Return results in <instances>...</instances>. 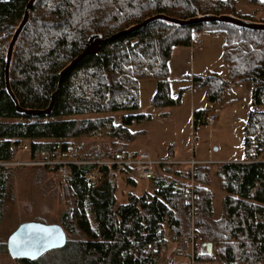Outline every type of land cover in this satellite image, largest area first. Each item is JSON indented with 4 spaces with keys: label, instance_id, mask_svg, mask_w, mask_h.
I'll list each match as a JSON object with an SVG mask.
<instances>
[{
    "label": "trees",
    "instance_id": "trees-1",
    "mask_svg": "<svg viewBox=\"0 0 264 264\" xmlns=\"http://www.w3.org/2000/svg\"><path fill=\"white\" fill-rule=\"evenodd\" d=\"M29 1L0 0V162L18 158L17 147L24 144L30 150L28 159H35L43 150L66 153L73 146H87L79 141L90 140L106 128L109 138L117 142L102 145L105 151L112 156L128 151L137 136L129 128L150 121V116L124 117L122 125H115L111 118L77 117L138 111L139 83L144 79L157 81L154 105L158 110L176 106L179 100L171 96L169 61L175 48L190 47L203 32L225 36L223 59L230 83L253 84L244 161L252 152L264 149V112L258 111L264 106V31L230 24L181 27L157 20L116 36L157 15L177 19L231 15L264 23L263 16L257 20L256 13L243 15L235 0H37L15 46L10 70L11 90L24 109L46 110L57 92L51 114L32 117L18 113L5 84L7 49ZM94 34L105 39L99 54L84 58L59 85L61 72ZM230 83L216 74L193 80L195 87L206 89L211 104L220 102ZM209 114L206 110L194 112L195 129L207 124ZM244 161L214 166L225 194L220 220L213 217L212 197L205 193L204 180L213 166L200 170L204 184L200 232L205 243L212 245L211 252L205 249L199 256L204 263L264 264V163ZM41 169L58 174L55 167ZM94 170L92 166H73L64 179L74 198L72 208L62 217L64 231L80 233L87 240L67 238L63 249L36 262L16 260L17 264H158L170 235L187 251L185 184L179 172L149 181L152 192L130 196L126 204L117 205L118 178L135 185L134 173L118 174L103 166L100 178L92 182L88 175ZM8 171L12 169L0 167V202L7 192ZM51 257L53 263L48 261Z\"/></svg>",
    "mask_w": 264,
    "mask_h": 264
},
{
    "label": "rangeland",
    "instance_id": "rangeland-1",
    "mask_svg": "<svg viewBox=\"0 0 264 264\" xmlns=\"http://www.w3.org/2000/svg\"><path fill=\"white\" fill-rule=\"evenodd\" d=\"M235 3L237 10L243 15L256 13L257 20L260 16L264 17V0H235ZM201 38L204 45L197 50L200 52L198 56H201V61L207 64L205 69L211 67L220 79L230 83V72L223 59L225 36L203 32ZM196 64L202 66V64H198V60ZM247 83L252 85V82L247 81ZM248 84L235 85L230 83L229 89L220 102L211 104L208 101L206 89L198 88L195 92L187 90L181 92L185 84L173 82L171 84V96L178 99L179 103L174 107L158 110L154 105V97L158 89L157 81L144 79L139 83L140 108L138 111L90 115L77 117V119L111 118L115 125H122L124 117L150 116V121L129 128L137 136L128 145L127 150L130 152H147L153 159L166 157L167 148L173 143L176 146L175 157L177 158L188 156L190 159L195 155L194 157L198 160H245L247 158L245 126L253 111L252 96L248 89L251 85ZM204 110L213 112L217 121L213 125L202 124L195 129L194 112ZM258 111L264 112V106L258 108ZM84 142L88 144L95 142L107 146L116 143L117 140L112 137L109 138V128H106L90 140L84 138L79 141V143ZM19 158L20 162H29L27 153H20ZM9 168L12 171L6 172L7 192L3 201L0 202V264H17V261L9 255L7 242L20 225L40 222L63 227L62 217L72 208L74 203L71 190L64 178L59 177L58 174L41 169L43 167L18 166ZM216 171L217 169L213 166L209 177H205L204 182L206 184L205 193H209L212 197L213 217L215 220H220L224 214L223 200L225 194L220 188ZM117 185V205L126 204L130 196L138 197L145 192H152V186L148 181L137 180V183L132 185L127 184L126 179L120 176ZM63 228L65 230V227ZM199 229L201 230L200 223ZM65 232L69 239L87 240L80 233L69 234V232ZM188 252V247L184 253L182 244L173 242V236L170 235L168 246L163 249L158 264H173L174 262L190 264ZM48 261L53 263L54 260L51 257L48 258ZM205 264L213 263L205 262Z\"/></svg>",
    "mask_w": 264,
    "mask_h": 264
},
{
    "label": "built area",
    "instance_id": "built-area-1",
    "mask_svg": "<svg viewBox=\"0 0 264 264\" xmlns=\"http://www.w3.org/2000/svg\"><path fill=\"white\" fill-rule=\"evenodd\" d=\"M204 42L201 37H197L191 44L193 50L202 48ZM217 121L214 114L207 116V124L213 125ZM176 146L172 143L167 148V156L164 159H153L147 152L122 151L115 155L108 154L102 145L90 143L87 146H73L68 152L55 150L41 151L35 159H28L29 162H20V158L13 161H1L0 167H55L62 178L68 177L73 166H92L95 170L88 175L92 182L97 181L102 175L99 168L106 166L121 174L130 170L137 180L152 181L156 178L180 173L185 184V207L186 220L189 227V237L187 247L190 264H205L199 260V256L205 252L206 243L199 229V219L201 216L200 204L204 184L200 179V170L206 166H216L222 162L212 160H198L194 156L190 159H179L175 157ZM28 145L17 147L20 153H29ZM245 163H264V149L251 153L250 158ZM149 249H152L150 246ZM173 264H178L174 262Z\"/></svg>",
    "mask_w": 264,
    "mask_h": 264
},
{
    "label": "water",
    "instance_id": "water-1",
    "mask_svg": "<svg viewBox=\"0 0 264 264\" xmlns=\"http://www.w3.org/2000/svg\"><path fill=\"white\" fill-rule=\"evenodd\" d=\"M36 2L37 0H30L26 6L24 18L9 43L5 66L6 89L13 101L15 102L18 113L32 117L50 115L55 103L57 93L56 92L55 94H53L51 103L46 110H29L24 109L19 105L10 86V70L14 49L24 28L29 22L30 11L33 9V6ZM157 20H163L181 27L203 24H230L248 30L264 31V23L251 22L231 15H203L189 19H177L165 15H157L145 20L144 22L138 25L131 27L130 29L124 30L116 34V36L121 34L133 33ZM104 40L105 39L103 38V36L99 34L91 35L87 39L83 52L61 72L59 85L61 84L66 74L70 72L73 68H75L79 63H81L84 58H86L87 56L99 54L101 50V43ZM66 244L67 234L60 225H47L40 222H30L20 225L18 229L9 237L7 242V249L10 257L13 260H28L31 262H36L51 251L63 249ZM205 246L207 251L211 252L212 245L206 244Z\"/></svg>",
    "mask_w": 264,
    "mask_h": 264
},
{
    "label": "crops",
    "instance_id": "crops-1",
    "mask_svg": "<svg viewBox=\"0 0 264 264\" xmlns=\"http://www.w3.org/2000/svg\"><path fill=\"white\" fill-rule=\"evenodd\" d=\"M199 53L200 52H198V50H196V51L192 50L190 47L175 48L174 49L171 60L169 61L171 84L173 82H179L181 84H185L183 86L185 90L195 92L198 88H203V87H195V85L193 84L194 78L199 77V78L206 79V78L216 74V72L213 71L211 69V67H206V69H205V66L207 64L205 62L201 61V59H200L201 56H198ZM197 60H198V64H202V66L196 64ZM246 84H248V83L247 82H239V83H236L235 85H246ZM248 85H251V84H248ZM252 85L249 86L250 88H248L250 93H251V96H252V91H253ZM211 113L213 114V112H211ZM193 156H195V155H193ZM164 158L165 157L158 158V160L164 159ZM179 159H188V156H182ZM212 161H218V162H222V163H233V162H242L244 160H240V159H237V160H234V159H217V160H214L213 159Z\"/></svg>",
    "mask_w": 264,
    "mask_h": 264
}]
</instances>
